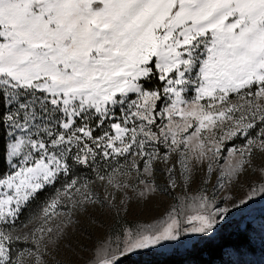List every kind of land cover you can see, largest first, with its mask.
Wrapping results in <instances>:
<instances>
[{"label":"snow or ice","instance_id":"6c2138e0","mask_svg":"<svg viewBox=\"0 0 264 264\" xmlns=\"http://www.w3.org/2000/svg\"><path fill=\"white\" fill-rule=\"evenodd\" d=\"M153 77L161 88L146 86ZM193 84L196 94L187 100ZM130 93L136 98L122 121L111 123L114 134H94L93 121L103 125L110 105L125 104ZM0 129L15 169L0 178V189L11 193L0 192V264H71L50 259L61 246L72 248L71 212L55 230L48 226L63 198L84 215L126 210L130 192L147 200L157 191L160 164L172 188L177 163L185 185L206 165L209 184L225 140L244 138L227 150L215 186L255 173L260 182L249 184L239 204L264 196V0H0ZM75 166L96 168L104 195L90 188L95 181L71 179L43 209L39 226L17 232L22 207ZM194 207L186 217L191 227L182 229L169 214L162 227L128 229L120 254L182 232L210 233L229 213L206 193ZM21 242L30 246L14 251ZM116 260L105 250L94 264Z\"/></svg>","mask_w":264,"mask_h":264},{"label":"rangeland","instance_id":"374dc122","mask_svg":"<svg viewBox=\"0 0 264 264\" xmlns=\"http://www.w3.org/2000/svg\"><path fill=\"white\" fill-rule=\"evenodd\" d=\"M200 51L201 58H203V48H201ZM191 78L195 79V73L191 75ZM195 94V85L193 84L189 86V90L185 93V98L191 100ZM135 98L136 94L130 93L125 104L110 105L112 115L108 117L103 125H99L95 120L93 121L92 127L94 134L102 135L105 131L114 134L111 123H119L122 121L126 111H128V102ZM163 106V104L159 105L160 108ZM158 123L164 124L167 123V121L160 120ZM243 142V137L231 141H224V147L221 150L222 155L217 159L214 165L217 168V172L213 174V180L209 184L204 183L206 165H198L193 172V181L185 185L179 174V164L177 163V172L175 173L177 186L175 188L169 186V179L165 171V166L162 164L157 165L154 174L157 191L147 200L137 198L130 192L129 194L132 195L133 198L127 202L126 210L112 209L109 211L107 208H104L97 211L96 208H93L90 214L84 215L75 212L71 207L72 202L63 198L61 205L56 209L60 215L54 216L53 219L49 221L48 226H52L55 230L56 225L67 222V214L71 212L72 219L75 221L68 226L69 237L72 240V248L70 251H66V246H61L59 249L54 250L53 257H50V259L65 262L70 261L71 264H94L97 253L106 250L109 254L116 255V264H119L125 257H137L151 251L164 255L184 253L190 250L194 244H201L204 241L216 239L219 237L220 231L225 224L237 222L239 219H244V221L241 222V227H246L248 222H252V226L254 227V233L252 234L253 241L258 244H264V196H256L246 204H239L241 199H246V194L250 191L249 184L256 186L260 182L255 173L248 174L243 180L233 186H228L223 189L215 186V177L219 173V167L226 163L228 155L227 150L231 147H239ZM161 150H165L163 146H161ZM118 159H120L121 162L123 161V158ZM17 163H19L18 160ZM113 163H115V161H113ZM101 165L104 170H108V165H105L103 161H101ZM76 169L81 172H76ZM13 171H15V169L9 165L8 173L3 178H6ZM90 175H92L93 178H89ZM71 179H78L80 183L95 181L94 184H90V188L96 194L100 196L104 195V185L97 180L96 168L75 166L69 176H61L57 183L45 186V188L51 186L53 188L51 192H47V200L42 201V204L37 205L36 208L28 210L27 217L21 218V214L32 198L22 207V211L15 223L17 232L22 234L29 232L34 226H39L43 220V209L57 196L58 192L63 191L64 185L70 182ZM5 191L11 194L8 189H0V192ZM205 193L216 207L229 208V213L226 216L218 218L220 222L212 232L203 234L182 232L178 240L162 241L160 244L147 249L137 250L123 255L120 254V250L123 247L121 241L128 229L133 231H147L150 230L149 226H152L153 229L162 227L168 220L169 214L178 216L181 220L182 229L191 227V225L186 223V217L195 214L196 208L194 207V201H198V198ZM116 195L118 198H122V194L117 193ZM29 221H31V223H29ZM24 224H28V228H22ZM29 246L30 244L21 242L14 244L13 249L15 251Z\"/></svg>","mask_w":264,"mask_h":264},{"label":"trees","instance_id":"16d2710c","mask_svg":"<svg viewBox=\"0 0 264 264\" xmlns=\"http://www.w3.org/2000/svg\"><path fill=\"white\" fill-rule=\"evenodd\" d=\"M162 85L163 82L156 77L146 83L147 87L154 89L161 88ZM7 139L4 130L0 129V178H3L9 170L4 151ZM75 171L81 172L77 169ZM89 178H93L92 175ZM52 189V186L46 187L38 192L23 209L21 218L27 217L28 210L36 208L37 205L42 204V201L47 200V192H51ZM242 221L244 219L225 224L219 237L194 244L184 253L164 255L151 251L137 257H125L119 264H264V244L253 241L252 222H248L246 227H241Z\"/></svg>","mask_w":264,"mask_h":264}]
</instances>
